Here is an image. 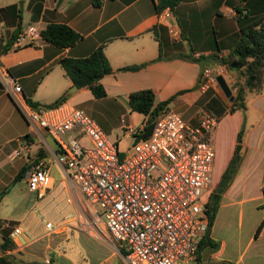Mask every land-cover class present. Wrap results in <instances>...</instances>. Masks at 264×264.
I'll return each instance as SVG.
<instances>
[{
  "label": "crops",
  "instance_id": "obj_1",
  "mask_svg": "<svg viewBox=\"0 0 264 264\" xmlns=\"http://www.w3.org/2000/svg\"><path fill=\"white\" fill-rule=\"evenodd\" d=\"M157 2L0 0V184L2 176L8 178L0 189V203L15 198L8 203L6 212L0 207V219L13 222L1 225L9 228L7 237L12 247L0 249V256H7L12 264L126 263L122 247L107 235L100 219H94L90 204L70 181L68 171L56 161L57 147L52 137L42 129L29 127L8 93L10 80L20 85V95L25 101L36 102L38 107L60 96H65L61 103L72 107L84 95V103L98 104L100 109L112 114L110 120L115 124H108L109 127L121 128L123 121L135 129L131 116L126 113L130 91L149 88L154 103L173 97L167 109L178 114L194 103L197 109L203 106L198 100L204 93L196 91L198 73L204 65L216 63L212 57L227 53L238 36L235 16L228 15L227 9L243 8L253 15L264 9V0H178L171 9V16L160 22L154 8ZM48 23L65 24L80 38L64 48L48 43L40 35L31 44L11 46L13 36L26 26L33 25L39 31ZM169 23L178 26V40L169 37ZM101 44L111 72L100 79L105 96L96 99L88 89L76 88L57 61L66 56H86ZM191 52H199L200 57L193 58ZM140 63L145 64L138 70H119ZM211 92L222 101L217 91ZM246 92L249 91L244 93V108L240 109L244 114L238 120L246 122L241 160L221 194L209 232L216 246L200 249L195 264H264V89L257 94L249 92L255 118L245 113ZM195 115L187 119L194 123ZM24 135L27 137L23 138ZM20 140L27 141V151L11 157V151L19 146ZM233 145L234 137L230 135L226 157L214 183ZM215 160L216 151L213 168ZM38 161L43 162L53 176L41 196L33 191L9 188L16 179L25 181L28 166ZM53 169L57 172L53 173ZM30 194L31 199H28ZM42 217L57 225V229L45 237L39 236ZM18 224L23 230L11 235L12 228ZM74 243L83 247L84 258L67 254Z\"/></svg>",
  "mask_w": 264,
  "mask_h": 264
},
{
  "label": "built area",
  "instance_id": "obj_2",
  "mask_svg": "<svg viewBox=\"0 0 264 264\" xmlns=\"http://www.w3.org/2000/svg\"><path fill=\"white\" fill-rule=\"evenodd\" d=\"M226 12L235 15L233 9ZM170 16L169 7L156 12L160 22ZM167 30L172 40L180 38L176 24L169 23ZM38 36V29L28 25L16 33L11 46L31 44ZM191 56L197 59L200 53L191 52ZM226 71L219 62L204 65L196 91L219 92L216 77H223ZM9 85L8 93L28 125L44 130L54 140L56 161L68 171L84 200L101 207L104 231L122 247L126 264H195L196 246L207 228L204 205L214 186L218 124L214 114L200 106L195 122L189 124L167 109L154 118L149 133L138 139L134 135L142 127L137 130L122 121V136L133 140L127 152H120L116 142L82 110L63 103L34 108L20 95L16 81L10 80ZM26 151L27 141L20 140L10 156ZM52 181L43 162L31 163L25 171L26 189L38 196ZM40 224V237L57 229L50 219L42 217ZM22 230L15 225L11 235Z\"/></svg>",
  "mask_w": 264,
  "mask_h": 264
},
{
  "label": "trees",
  "instance_id": "obj_3",
  "mask_svg": "<svg viewBox=\"0 0 264 264\" xmlns=\"http://www.w3.org/2000/svg\"><path fill=\"white\" fill-rule=\"evenodd\" d=\"M178 0H158L154 5L158 12L164 7L173 9ZM235 19L238 25V36L231 48L224 55L216 58V62L222 63L226 70L235 73L238 81L233 98L226 105L215 95H211V90L206 91L198 103L220 118L223 114H232L235 110L244 108V92L249 91L255 94L264 89V9L259 14L253 15L247 9L234 8ZM154 28H152V31ZM39 35L48 43L64 48L73 45L80 35L72 28L62 23H48L39 30ZM155 36V33L153 34ZM15 36V35H14ZM13 36V38H14ZM12 38V40H13ZM12 42V41H11ZM11 44V43H10ZM58 64L64 75L76 88H86L93 98H102L105 91L100 83V79L111 72V67L103 53L102 44L94 48L88 55L82 57H61ZM145 63L133 64L120 67L119 70L135 71ZM65 96H60L51 103L42 105L43 107H55L59 105ZM173 97L154 103L153 92L149 88L132 90L127 95V104L131 111L146 115L139 134L134 138L145 137L152 126L154 118L162 111L167 110V104ZM30 106L36 108L38 104L31 100H26ZM40 106V105H39ZM244 127L241 125L234 137V145L229 159L221 171L216 183L208 195L204 205V213L207 219V228L196 246V257L200 249L204 247H214L216 242L210 238L209 232L212 226L219 200L222 192L231 181L241 160L242 140ZM24 135L23 138H26ZM24 170H22L23 172ZM13 222L9 223L12 224ZM259 228V226L256 228ZM8 227L0 226L2 241L0 249L6 250L12 247V242L7 237ZM0 264H12L7 256H0Z\"/></svg>",
  "mask_w": 264,
  "mask_h": 264
},
{
  "label": "rangeland",
  "instance_id": "obj_4",
  "mask_svg": "<svg viewBox=\"0 0 264 264\" xmlns=\"http://www.w3.org/2000/svg\"><path fill=\"white\" fill-rule=\"evenodd\" d=\"M224 80L226 81L228 87L230 88L231 95H234L235 92V87L238 83L236 79V74L231 73L229 71H226V74L223 76ZM219 97L222 99V101L225 103L226 107L229 106V100L228 97H226L223 92L220 90L218 92ZM245 93V92H244ZM84 96V95H83ZM82 96V97H83ZM82 97L78 98V102L75 103V105H72L73 108H77L82 110L88 117H90L92 120L96 122V124L100 127V129L106 134L109 140L116 142L117 143V148L120 152H127L131 142H132V137H125L122 136V129L120 127L114 126L113 128L109 127L108 124H115L114 121L110 120L112 114H108V112L102 110L99 108V105H93L90 101H84L82 100ZM250 100H251V94L249 92H246L245 95V109H246V114L248 116L252 115V118H255V113L253 109L250 107ZM196 103L192 104L185 110H180V114L182 115V119L187 121L189 124H193V120L190 121L189 119L197 113V106L195 105ZM104 107L105 104L103 103ZM239 110V112H237ZM235 113L228 114L225 113L223 114L220 118H218V124L216 127L215 135H214V145H215V151H216V157L217 160H215V165L213 168V179L216 176V173L218 172L219 167L222 165L223 160L226 157V151L228 148V141L230 140V135L235 137L234 135L238 131L239 127L242 125L243 127L245 126L246 122L245 120H242L240 123L238 122L239 119H241L242 114H244V110L238 109ZM102 111L104 113H102ZM127 116H131L132 122L135 126V129H137L141 122H143L144 118L146 119L147 116L143 115L141 113L131 111L130 109H126ZM189 118V119H187ZM239 123V124H238ZM238 126V127H237ZM30 127V126H29ZM244 131H246V128L244 127ZM244 136H246V132L243 134V140ZM242 140V141H243ZM242 153V150H241ZM53 173H56L57 171L55 169L52 170ZM1 184H0V189H3L5 184L7 183V176H2L1 177ZM9 188L13 190H19V191H27L26 186H25V181L20 179H16L13 181ZM30 194L28 196V199H31ZM14 199L9 198L8 200L3 201L0 203V207L3 210L4 207V212L7 211V205L9 202L14 201ZM89 210L91 211L94 219L98 220L100 214L102 213L101 207L95 203V204H90L89 205ZM3 212V213H4ZM11 223L12 221H2L0 219V226L4 224ZM13 224V223H12ZM68 255H71L72 257H76L77 259L82 258L85 256L84 250L82 246L77 245L74 243L73 247L71 248L70 251H66ZM84 258V257H83Z\"/></svg>",
  "mask_w": 264,
  "mask_h": 264
},
{
  "label": "water",
  "instance_id": "obj_5",
  "mask_svg": "<svg viewBox=\"0 0 264 264\" xmlns=\"http://www.w3.org/2000/svg\"><path fill=\"white\" fill-rule=\"evenodd\" d=\"M216 81H217V84L219 85L221 91L223 92V94H224L226 97H228V100H229V101H231L232 98H233V95H231L230 89H229V87L227 86V84H226L224 78H223L222 76L218 75V76L216 77ZM73 89H74V87H73Z\"/></svg>",
  "mask_w": 264,
  "mask_h": 264
}]
</instances>
